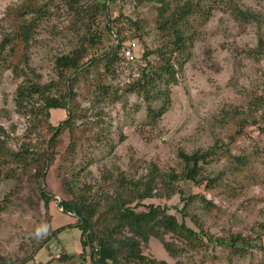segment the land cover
<instances>
[{
	"label": "rangeland",
	"instance_id": "374dc122",
	"mask_svg": "<svg viewBox=\"0 0 264 264\" xmlns=\"http://www.w3.org/2000/svg\"><path fill=\"white\" fill-rule=\"evenodd\" d=\"M21 1L0 0V39L9 26L7 8ZM190 1L199 2L206 18L201 24H193L188 52L178 56L175 63L176 82L160 88L169 91L167 110L162 115L154 117L153 112L164 103L163 94L146 100L119 89L137 76L135 64L123 60L107 72L101 63L106 92L92 84L99 79L93 73L88 74V82L78 77L75 83L74 131L71 134L66 125L62 128L42 180L55 198L48 210L38 193V162L25 169L13 164L0 167V264H19L30 255L25 264H91L81 258L80 231L74 226L35 250L53 229L76 223L77 216L64 212L59 201L78 196L102 201L113 193L120 178L146 180L153 168L157 169L154 192L159 194L143 203L166 206L179 221L193 228L200 240L195 249L176 241L186 248L171 257L159 239L151 238L144 250L146 255L171 264H264V121L259 117L264 108L259 102L260 97L264 98V0ZM233 3L253 12L256 18L238 16L232 10ZM157 5L146 0H116L109 4L113 17L123 13L137 21L138 30L123 20L122 33L141 35L134 37L139 55L149 48L153 51L151 60L162 50ZM54 6L37 29L38 40L29 60L41 82L57 78L55 57L79 43L76 30L81 24L73 11L62 0ZM90 20L91 30L101 35L104 45L110 44L113 39L100 17ZM22 79L0 58L1 137L12 151L20 150L25 143L33 157L40 153L42 166V151L51 128L40 108L41 100L34 98L23 105L16 102L17 85ZM50 115L51 123L56 125L65 119L66 112L56 109ZM239 119H246L247 124L243 133L232 139ZM209 147H215L216 152L204 164L202 174L212 181L194 184L178 180L174 184L181 192L167 196L164 181L172 171L183 170L179 151L192 153ZM234 155H244L246 162L238 164ZM196 193L211 200L214 207L205 209L195 202L183 210L181 197ZM164 239L176 240L170 234ZM233 239L239 240L237 248L227 244Z\"/></svg>",
	"mask_w": 264,
	"mask_h": 264
},
{
	"label": "trees",
	"instance_id": "16d2710c",
	"mask_svg": "<svg viewBox=\"0 0 264 264\" xmlns=\"http://www.w3.org/2000/svg\"><path fill=\"white\" fill-rule=\"evenodd\" d=\"M57 1L22 0L19 4L8 7L5 18L9 26L0 39V58L4 60L5 67L9 68L16 77H23L17 85L16 102L23 105L28 102L32 103L34 98L41 100L40 108L48 127L51 128L50 136L42 151L45 154V160L40 166L41 154L33 157L27 144L23 143L18 151H12L7 147L4 138L1 137L4 129L0 125V167L13 164L15 168L25 169L30 164L34 165L38 162L36 168L34 167L35 175L40 179H37L39 182L37 188L46 210L55 198L42 184V180L50 164L51 156L55 153V146L62 128L66 125L71 134L74 131V118L77 114V93L74 86L78 77L84 79L86 83L90 80L88 74L93 73L92 75L99 79L98 83L92 84L106 92L107 86L101 79L99 64L103 63L107 72L115 63L123 60L135 64L137 76L119 89L124 93L134 92L146 100L150 99V96L159 97L163 94L164 103L153 112L154 117L160 116L167 110L166 103L169 99L168 89L161 91L160 88L162 85L176 82L175 63L179 61L178 56L182 57L188 52L187 47H190L193 40V24H201L206 18L199 2L175 0V5H172V0H146L158 4L157 28L162 37V50L151 60L150 55L153 51L145 47L142 54L138 55L134 61H126L122 48L127 41L135 39L136 36L141 37V35L122 33L123 20L137 30L139 25L137 21L128 18L123 13L115 17L110 14L109 4L116 0H62L73 11L75 20L81 24L76 30L79 43L71 51L55 57L54 68L57 71V78L41 82L29 60L34 44L38 40L37 29L49 17ZM232 10L238 16L256 18L253 12L241 9L236 3L232 4ZM95 15L100 17L104 30L113 39L108 45L101 42V35L91 30L90 19L93 22ZM118 90L115 91L116 98L120 97L117 95ZM259 102L260 108H263L264 98L260 97ZM56 109L64 110L66 117L60 123L53 125L50 121V111ZM150 109L153 110L151 107ZM259 117L264 121V108ZM246 124V119H239L238 129L234 135H231V138L243 133ZM69 146L71 147V144ZM215 152V147L197 149L192 153L179 151L183 170L181 172L172 171L168 179L164 181L166 195L181 192V188L174 184L178 180L191 181L194 184L211 180L209 176L203 175L202 171L204 164L212 158ZM233 159L238 164L246 162L244 155H234ZM155 174H157V169L153 168L146 180L120 178L113 193L106 195L102 201L87 200L82 196L76 199H61L58 203L59 207L64 212L76 215V223L53 229L50 235L38 243L35 250L41 248L43 242L57 237V234L65 228L73 226L80 231L81 258L82 260L88 259L91 264H171L164 259L149 257L144 253L151 238L159 239L171 257H177L186 248L178 245L176 241H183L189 249L197 248L200 237L193 228L184 221H179L166 206L143 203L145 199L159 194L154 192ZM66 188L68 192L71 191L69 186ZM181 199H183V210L195 202H199L205 209L214 207L211 200L198 193L181 197ZM140 205H143L144 209L138 210ZM165 234L172 235L176 240L164 239ZM238 241L233 239L227 244L237 248ZM30 256L23 258L19 264H25L30 260ZM173 264L181 263L175 261Z\"/></svg>",
	"mask_w": 264,
	"mask_h": 264
},
{
	"label": "built area",
	"instance_id": "2783aa9c",
	"mask_svg": "<svg viewBox=\"0 0 264 264\" xmlns=\"http://www.w3.org/2000/svg\"><path fill=\"white\" fill-rule=\"evenodd\" d=\"M123 56L126 61H134L139 55V47L136 39L129 40L122 48Z\"/></svg>",
	"mask_w": 264,
	"mask_h": 264
}]
</instances>
